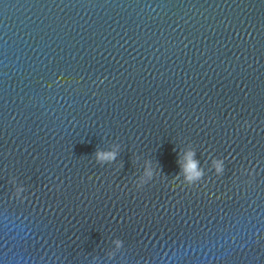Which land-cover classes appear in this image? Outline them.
I'll return each instance as SVG.
<instances>
[{"label":"water","instance_id":"95a60500","mask_svg":"<svg viewBox=\"0 0 264 264\" xmlns=\"http://www.w3.org/2000/svg\"><path fill=\"white\" fill-rule=\"evenodd\" d=\"M0 264H264V0H0Z\"/></svg>","mask_w":264,"mask_h":264},{"label":"clouds","instance_id":"9594fccd","mask_svg":"<svg viewBox=\"0 0 264 264\" xmlns=\"http://www.w3.org/2000/svg\"><path fill=\"white\" fill-rule=\"evenodd\" d=\"M116 158V153L115 152H98L97 153V159L101 160V161H111L114 160ZM216 167H217V171L218 172H222L223 171V161H217L216 162ZM150 175V173H149ZM181 184L177 183L176 181H172V187L173 188H178L180 187Z\"/></svg>","mask_w":264,"mask_h":264},{"label":"snow or ice","instance_id":"6c2138e0","mask_svg":"<svg viewBox=\"0 0 264 264\" xmlns=\"http://www.w3.org/2000/svg\"><path fill=\"white\" fill-rule=\"evenodd\" d=\"M65 71H67V69H65ZM61 78H63V76Z\"/></svg>","mask_w":264,"mask_h":264}]
</instances>
